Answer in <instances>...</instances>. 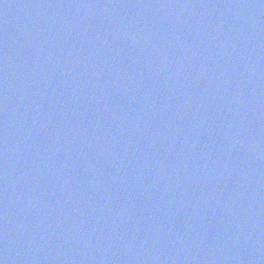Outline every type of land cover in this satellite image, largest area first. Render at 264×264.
Listing matches in <instances>:
<instances>
[{
    "label": "water",
    "instance_id": "water-1",
    "mask_svg": "<svg viewBox=\"0 0 264 264\" xmlns=\"http://www.w3.org/2000/svg\"><path fill=\"white\" fill-rule=\"evenodd\" d=\"M0 264H264V0H0Z\"/></svg>",
    "mask_w": 264,
    "mask_h": 264
}]
</instances>
